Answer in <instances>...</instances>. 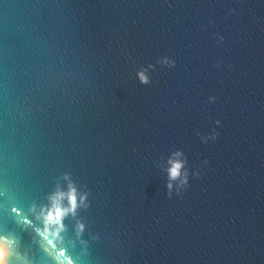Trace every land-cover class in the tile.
Returning a JSON list of instances; mask_svg holds the SVG:
<instances>
[{
    "label": "water",
    "instance_id": "obj_1",
    "mask_svg": "<svg viewBox=\"0 0 264 264\" xmlns=\"http://www.w3.org/2000/svg\"><path fill=\"white\" fill-rule=\"evenodd\" d=\"M0 249L264 264V0H0Z\"/></svg>",
    "mask_w": 264,
    "mask_h": 264
},
{
    "label": "clouds",
    "instance_id": "obj_2",
    "mask_svg": "<svg viewBox=\"0 0 264 264\" xmlns=\"http://www.w3.org/2000/svg\"><path fill=\"white\" fill-rule=\"evenodd\" d=\"M142 81L146 82V78L141 74ZM172 163V162H170ZM182 165L178 162L172 163V167L169 169L170 179L175 180L180 175V168ZM65 180L69 178L67 176L64 177ZM69 192L67 194L57 191L53 196H51L50 204L51 206L46 209H41L38 214V219L42 220L45 225L44 234L46 235L50 229H54V235H58L59 232L63 231V223L62 220L69 213L75 214V209L77 208L76 202V191L71 183L68 185ZM171 187V186H170ZM67 198L69 202V207H64L62 202ZM84 197L80 198V203L83 204ZM35 211V210H34ZM78 229L82 230L83 225H78ZM3 250L0 249V264H3Z\"/></svg>",
    "mask_w": 264,
    "mask_h": 264
}]
</instances>
